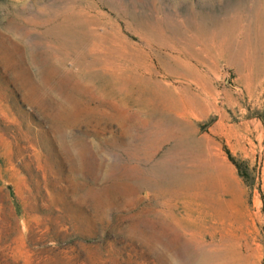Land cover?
Instances as JSON below:
<instances>
[{
  "label": "rangeland",
  "instance_id": "rangeland-1",
  "mask_svg": "<svg viewBox=\"0 0 264 264\" xmlns=\"http://www.w3.org/2000/svg\"><path fill=\"white\" fill-rule=\"evenodd\" d=\"M0 264H264V0H0Z\"/></svg>",
  "mask_w": 264,
  "mask_h": 264
},
{
  "label": "trees",
  "instance_id": "trees-1",
  "mask_svg": "<svg viewBox=\"0 0 264 264\" xmlns=\"http://www.w3.org/2000/svg\"><path fill=\"white\" fill-rule=\"evenodd\" d=\"M228 156H229V158L233 161V163L237 166V168H238V172L241 173L240 168L238 167L237 162H236L234 159H232V157H231L230 155H228Z\"/></svg>",
  "mask_w": 264,
  "mask_h": 264
},
{
  "label": "bare ground",
  "instance_id": "bare-ground-1",
  "mask_svg": "<svg viewBox=\"0 0 264 264\" xmlns=\"http://www.w3.org/2000/svg\"><path fill=\"white\" fill-rule=\"evenodd\" d=\"M199 251V250H198ZM203 255V254H202Z\"/></svg>",
  "mask_w": 264,
  "mask_h": 264
}]
</instances>
